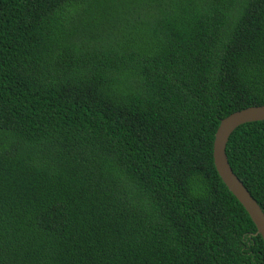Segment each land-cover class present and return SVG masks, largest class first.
<instances>
[{"label":"trees","instance_id":"1","mask_svg":"<svg viewBox=\"0 0 264 264\" xmlns=\"http://www.w3.org/2000/svg\"><path fill=\"white\" fill-rule=\"evenodd\" d=\"M261 104L264 0H0V264H264Z\"/></svg>","mask_w":264,"mask_h":264},{"label":"water","instance_id":"2","mask_svg":"<svg viewBox=\"0 0 264 264\" xmlns=\"http://www.w3.org/2000/svg\"><path fill=\"white\" fill-rule=\"evenodd\" d=\"M264 120V104L236 110L220 120L213 141V162L224 184L238 199L254 222L264 241V211L247 187L233 171L227 158L226 145L233 131L240 125Z\"/></svg>","mask_w":264,"mask_h":264}]
</instances>
